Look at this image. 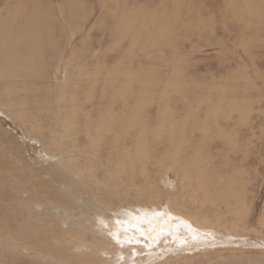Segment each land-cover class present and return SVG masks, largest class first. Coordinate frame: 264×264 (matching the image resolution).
<instances>
[{
    "label": "rangeland",
    "instance_id": "obj_1",
    "mask_svg": "<svg viewBox=\"0 0 264 264\" xmlns=\"http://www.w3.org/2000/svg\"><path fill=\"white\" fill-rule=\"evenodd\" d=\"M100 1L45 0L46 4L54 6L62 20L67 19L61 12L65 5L71 7L81 2L91 6L86 15L78 10L77 14L80 15L70 24L68 44L75 46L78 59L71 73H58L59 79L67 86L55 87L58 81H53L50 85L54 86L47 94L40 88L34 92L24 88L19 92L14 86L12 88L18 93L11 102H7L9 97L6 96V91L9 90L0 86V264H95L97 258L102 255L105 259L116 256V248L113 246H106V250L110 251L107 255L105 251L93 253L90 248H77L69 244L71 239L79 236L73 223L77 215L68 220H60L58 212L51 215L44 210V205H41L36 208L37 217L33 218L35 214L23 208V203H27L23 201L27 185L36 187L32 188V191L29 190L32 194L37 191L43 194V202L53 204L54 200L55 204L59 202L63 205L71 202L69 195L63 192L65 184L54 178L53 172L50 171L61 172L62 163L57 156H52V152L59 154L61 146L64 144L66 147V143L73 139V134L71 135V130L67 133L64 127L57 126L56 120H53L48 112L37 114L34 106L40 104L54 108L55 104L52 102L56 95L74 92L75 86L84 84V79L79 76L82 72L90 81L116 79L124 82L125 71H132L133 76L128 77L131 84L145 79L148 70L156 71L155 80L161 84L166 83L169 72L175 74L174 83L177 86L185 88L188 84V87L199 89L202 95L201 90L219 92L226 87L234 89V93L227 94L245 104L247 117L236 123V126L232 124L230 128L220 127V130L223 128L225 133H234L233 137L231 136L232 144L239 148L238 155L233 159L225 157V153L211 143L209 138L213 134L208 133V130L186 132L182 128L178 129L177 133L189 139L190 147L195 148L197 152L195 157L188 159L191 160L189 163L196 162L200 167H204L211 179L210 187L202 191L189 185L190 178L194 180L196 175L184 176L185 168L176 162H182L184 157L176 156L177 152L170 142H162L161 151H158L156 146L149 145L152 154L163 155V159L144 175L139 170L120 171L118 167L123 162L117 158L119 155L114 150L111 151L110 144L103 141L102 145L89 146L88 140L85 139L78 141L81 149L72 151L68 154L70 158L68 155L66 158L84 165H96L99 174H96L95 179L87 181L88 174L83 171L81 179L74 178L77 186L71 189L80 194V201L92 196L94 192L96 196L93 198L98 200L99 205L104 206L111 201L117 203L124 197L137 202L135 192H139L138 198L142 201L145 199L144 193L155 188L157 198L154 199L157 202H169L172 208L190 218L197 214L196 219L201 222V226L208 228L205 229L207 232L210 229L218 231L220 241L188 250L180 248L154 263L147 264H264V28L247 30L243 21L222 20L216 11L221 9L224 0H178L181 7L187 5L195 11L200 10L199 14L203 18L209 17L212 31L207 33L209 27L200 28V32L190 29L192 35L186 36L184 40L177 38L175 43L170 40L162 46L151 48L142 38L134 44L131 34L125 32V28L122 29L124 32L120 30L122 26L119 20L134 9H140L149 17L148 22H151L158 11L162 10L165 15L163 19L171 20L176 25L183 15L179 13V16L177 11L174 20L171 16L169 18L172 14V2L176 0ZM80 5L88 12L84 5ZM241 9L243 11L245 8ZM246 11L245 9L244 14ZM184 20L189 24L194 17L190 18L191 21ZM125 24L127 27L128 23ZM151 28L152 24L147 23L146 29ZM166 30L165 28L162 32ZM184 53H188L186 58H183ZM150 56H156L157 59L149 62L152 58ZM177 59L182 64L181 68L174 66L178 63ZM171 66L177 69L176 72ZM183 67L189 69L186 77L182 75ZM50 73L52 76L55 74L53 68ZM240 73H245V76ZM40 79L44 78L33 80L43 84ZM44 81L48 82L49 79ZM94 88L99 89V84L95 83ZM110 90L109 98L113 96L114 91ZM34 93L42 99L40 103L30 98ZM41 93L48 99L44 100ZM90 93L89 89H85L83 97L88 99ZM147 94L149 96L150 93ZM203 96L204 99H209L208 94ZM21 97L27 98V106L30 109L27 113L19 110L14 104L21 102ZM83 97L77 93L79 102L86 100ZM92 101L93 105L88 107V111L94 117L97 115L95 112H100L99 95L96 94ZM178 103L182 109L184 102ZM196 107L198 110L180 109L175 119L185 122L191 111V115L198 111L203 117L205 113L209 114L204 104ZM83 108L79 105L78 109ZM72 109L75 110V106H69L68 111L71 112ZM145 109L150 114H157L158 111L153 104H148ZM67 124L70 129L74 125L72 120H68ZM160 188H163L166 195H158ZM175 197L178 198L176 202ZM152 204L149 202L143 205ZM30 217L35 222L27 223L28 229L23 230L21 225L26 224Z\"/></svg>",
    "mask_w": 264,
    "mask_h": 264
},
{
    "label": "bare ground",
    "instance_id": "obj_2",
    "mask_svg": "<svg viewBox=\"0 0 264 264\" xmlns=\"http://www.w3.org/2000/svg\"><path fill=\"white\" fill-rule=\"evenodd\" d=\"M197 1L200 2V0ZM99 2L101 1L99 0ZM78 3L84 5L88 12L84 11V7L77 3L71 7L65 5L61 12L67 16L68 20H62L54 6L46 4L45 0H0V86L9 90L6 91L8 92L6 96L9 97L7 102L14 101V98L17 97L18 91H14L12 88L14 86L19 92L24 88L27 91L33 90V92L40 88L46 94L54 86L50 85L53 81H58L55 87L67 86L64 81L59 79L58 73L62 71L71 73L75 61L78 59L75 55V46L68 44L70 24L72 20L77 18V15H80L77 14L78 10L86 15L91 7L90 4ZM172 4V14L169 15V18L171 16L174 20L173 17L177 11V14L183 13L182 17H179L180 20L178 18L179 21H176L178 24L175 25L171 20L163 19L165 15H163L162 10L156 12L154 19L148 22L147 18L149 17L145 12L134 9L119 20L122 26L120 30L124 32L122 29L125 28V32L131 34L134 44L142 38L146 44H150L151 48L162 46L170 40L175 43L177 38L184 40L186 36L191 34L190 29L200 32V28L209 27L207 33L212 31V27L209 26L210 18H203L199 14L201 13L200 10L195 11L187 5L181 7L178 0ZM241 8H245L247 13L244 14L245 9L241 11ZM216 14L220 15L222 20L243 21L247 30L264 28V0H224L223 6L219 11H216ZM149 15L152 16V14ZM192 17H194L192 22L189 24L185 22L184 19L190 20ZM125 22L128 23L127 27L126 24L124 25ZM147 23L152 24L151 30L146 29ZM165 28L167 33H165L166 31L162 32ZM242 30L246 29L242 28ZM64 54L67 55L63 57ZM187 56L188 53H184L183 58ZM154 59H157L156 56L150 58L149 62H153ZM177 61L178 63L174 66L181 68L180 60L177 59ZM70 66L72 68H69ZM174 66L171 68L176 72L177 69ZM51 68L55 72L53 76L50 73ZM188 71L189 69L186 70L183 67L182 75L188 76ZM146 74V78L142 79L141 82L130 84L131 80H128V77L133 76L132 71H125L124 82H119L116 79L90 81L87 80L84 72L80 75L77 72V75L84 79V84L80 83V85L75 86L74 92L56 95L52 102L55 104V106L53 105L54 108L43 107L40 104L34 106L37 114L48 112L50 117L56 120L57 126L64 127L67 133L71 130V135L73 134V139L66 143L67 146L65 147L64 144L61 146L59 154L52 152V156H57V159L62 163L61 172L50 171L53 172L54 178L56 177L59 182L65 184L66 187L63 192L69 195L71 202L67 205L59 202L55 204L56 201L54 200H52L53 204L43 202L44 200L41 198L43 194L37 190L36 194H32L29 190L32 191V188L36 189V187L27 185L24 189L25 198H23V201L27 203H23V208L32 211L35 214L33 218L37 217L36 208L41 205H44V210L51 215L58 212L60 220H68L77 215L73 223L76 225L75 229H77L79 236L71 239L69 244H73L77 248H90L93 253L105 251L107 255L110 254V251L106 250V246L116 248V256L105 259L102 255L97 258L98 261L95 264H108L109 262V264L154 263L180 248L188 250L209 242L220 241L218 231L210 229L207 232L205 229L208 228L201 226V222L196 219L197 214L191 219L172 208L169 202H157L154 199L157 198L155 197V191H157L155 188L147 190L144 193L145 199L142 201L138 198L139 192H135L137 202L124 197L117 203L111 201L104 206L99 205L98 200L93 198L96 196L94 192L92 196L80 201V194L71 189L77 186L74 178L83 177V171L88 174L87 181L95 179L98 173L96 165H84L81 162H73L72 159L67 160L66 158L72 151L81 149V144L79 145L78 141L81 142L85 139L88 140L89 146L102 145L103 141L110 144L111 151L114 150L119 155L117 158L123 162L122 165L124 166L119 165L118 167L120 171L136 172L139 170L144 175L149 173L148 170L150 168L152 170L163 159V155H153L149 145L156 146V149L161 151L163 147L161 143L170 142L177 152H174L176 156L182 155L184 157L183 161L181 158L182 162L176 160L185 168L184 176L196 175L194 180L190 178L189 185L202 191L210 187L211 179L204 167H200L196 162L189 163L191 160L188 159L195 157L197 152L195 148L190 147L191 141L189 139H185L177 133L178 129L182 128L186 132L189 130L190 132L208 130V133L213 134L209 138L211 143L220 148L225 153V157L233 159L238 155L239 148L232 144L234 133H225L223 128L220 130V127L230 128L232 124L236 126V123L247 117L245 104L228 95L231 92L234 93V89L230 90L226 87L219 92L201 90L203 95H209V99H204V96L198 91L199 89L196 90L195 87H188V84L187 87L184 86L185 88L177 86L174 83L175 74L172 75L169 72L168 79L164 84L155 80L156 71L148 70ZM244 74L240 73L242 76H245ZM42 77L49 79V81L45 82L44 79H40L43 84H38L33 80ZM143 80L145 81L143 82ZM95 83L99 84V89H93ZM85 84H90L92 87L85 86ZM85 89L91 91L88 99L86 96L83 97ZM109 89L114 90L111 98H109ZM77 93L86 100L79 102ZM147 93H150L149 96ZM96 94L101 100L100 112H95L97 115L93 117L88 111V107L93 105L92 100ZM41 96L44 100L48 99L42 93ZM24 98L21 102H14V104L19 107V110L27 113L30 109L27 106V98ZM30 98L37 103L42 101L40 96L35 93ZM178 101L184 102L182 109ZM148 104L156 106L157 114L148 113V110L145 109ZM202 104H204L205 110L209 111V114L205 113L203 117L202 113L198 111L191 115V112L197 109L196 105ZM71 105L75 106L76 111L74 109L71 112L68 111ZM79 105L85 109L79 110ZM180 109H192L185 122L175 119L178 117ZM188 118L190 119L188 120ZM68 120L73 121L74 125L71 129L67 124ZM80 122L82 123L80 124ZM210 126H214V128L209 129ZM96 155L100 156L99 154ZM68 157L70 158V155ZM163 191V188H160L158 195H166ZM177 199L175 197L174 202ZM149 202L153 203L152 206L143 205ZM33 218L30 217L26 224L21 225L23 230L28 229L27 223L35 222ZM86 256L85 259H87Z\"/></svg>",
    "mask_w": 264,
    "mask_h": 264
}]
</instances>
